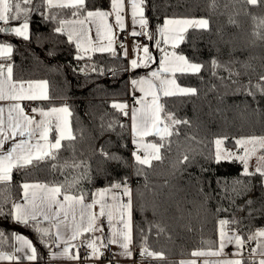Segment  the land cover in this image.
<instances>
[{
  "label": "trees",
  "instance_id": "obj_1",
  "mask_svg": "<svg viewBox=\"0 0 264 264\" xmlns=\"http://www.w3.org/2000/svg\"><path fill=\"white\" fill-rule=\"evenodd\" d=\"M109 3L110 0H88L89 8L95 5L106 9ZM46 15L41 7L29 16V40L0 33V42L13 46L10 62L16 79L47 82L49 99L35 101V105L65 104L72 112L70 123L77 136L76 158L88 162L92 175L91 181H81L74 191L91 193L107 187L112 180L128 178L133 193L134 246L140 248L146 237L149 250L164 254L163 259H152L148 264H178L180 258L190 256L194 250L217 247L219 219H238L235 227L244 237L264 227V186L259 175L243 176L239 161L229 159L217 163L214 159L216 138L224 139V146L233 148L236 139L264 135V96L255 87L251 90L256 95L249 96L248 89L241 86L249 81L256 85L264 74V24H261L264 0H258L256 5L244 0H145V15L152 32L169 17H205L209 20V29H189L176 48L203 65L199 74L176 73L175 76L179 84L197 89V94L162 96L160 100L166 112L190 124L181 125L180 135L171 138V150H164L163 162L154 161L153 167L145 168L146 174L139 176L131 153L129 122L121 121L123 114L111 107L113 102L126 101L129 95L126 58L108 53H81L83 59H77L74 43L65 34L54 31L59 19L74 17L65 11L53 21L46 20ZM213 58L221 62L235 61L233 70L241 73L238 85L227 89L219 86L220 76L226 73L221 69L216 77L212 76ZM93 64L105 71L112 69L111 77L92 71ZM141 72H130V77ZM213 85L218 87L213 89ZM109 121L116 122L117 126L101 136L100 125ZM150 138L154 142L158 140V137ZM101 145L120 156L121 162H105L98 155ZM185 154L189 162L179 163ZM71 155L65 147L59 153V163L63 164L65 159L70 162ZM52 163L49 160L14 170L11 184L0 185V202L8 201L5 211L12 201L21 197L20 184L59 185L83 171V168L54 170ZM101 168L108 175L99 171ZM237 179L242 182L236 186L241 194L231 203L224 198V186L227 182L231 190ZM218 208L230 210L217 212ZM0 232L8 237L0 251H12L11 234L21 233L32 241L39 257L26 264H51L45 261L49 247L41 243L31 226L0 216ZM244 259L247 264L252 258Z\"/></svg>",
  "mask_w": 264,
  "mask_h": 264
},
{
  "label": "snow or ice",
  "instance_id": "obj_2",
  "mask_svg": "<svg viewBox=\"0 0 264 264\" xmlns=\"http://www.w3.org/2000/svg\"><path fill=\"white\" fill-rule=\"evenodd\" d=\"M247 4L256 5L258 0H244ZM145 0H110V11L92 6L89 8L88 0H0V33H10L23 40H29V16L43 7L48 13L44 18L57 20L63 12H68L75 19H59V26L54 29L56 33H67L68 41L75 40L77 59H83L88 53H108L115 55L114 47L116 35L114 27L121 32L124 30V13L127 8L131 10V22L138 25L140 31L135 28L130 33L133 37L143 35L149 40H155L157 48L161 44L170 45L173 49L178 47V42L184 39V34L189 29L208 30L209 20L205 18H165L163 25H157L155 32L149 30V19L145 16ZM58 9L60 12H52ZM110 17H114V25L110 23ZM18 22V26L9 25ZM264 24V20L261 21ZM96 29L95 42L88 36L92 27ZM157 35L159 39H157ZM259 35V33L257 34ZM124 47L123 44L120 45ZM164 53L159 61V68L150 71L147 76L131 81L133 90H139L142 96L134 97V106L131 108V134L132 143L136 150L132 157L136 168V175H145V168H152L153 162H163L164 150H171L172 137L180 135V126L188 125L190 121L179 119L174 113L166 112L160 102L161 96H192L197 94V89L181 87L177 84L176 73L199 74L203 65L195 63L187 56L176 51L169 53L166 48H160ZM134 52L142 51L129 61L130 69L148 67L153 57L149 46L135 45ZM13 46L10 43L0 42V185L8 186L13 180L14 170L26 169L29 166L38 165L44 161H54L52 168L63 171L65 169H81L83 171L71 181L59 185L47 183H22L20 200H14L11 207L5 211L7 200L0 202V216L10 217L14 222L31 226L39 235L41 243L51 248L54 245L59 251L49 252L53 260L79 261L84 251L83 259L88 262L100 260L110 250V245L119 247V252L112 253V259L108 264H113L118 257L133 256L132 233V189L128 184V178L112 180L107 187L91 193L83 190L74 191L83 180H92L90 165L87 161L76 158L77 136L70 123L72 112L67 105L61 107H49L31 109V114L23 106L24 101L48 100L46 81H25L16 79L14 65L10 62ZM124 55H128L125 49ZM91 59V57H89ZM212 76L216 77L218 70H223L226 75L220 76L219 86L225 89L239 84L241 73L233 70L235 61L221 62L213 58L210 62ZM92 71L99 74L105 73V68L91 66ZM128 70V69H126ZM83 71V69H81ZM248 89L247 95L255 96L251 89L255 87L260 95L264 96V74L259 77L256 85L249 81L247 85H241ZM218 85H213V89ZM135 105H139L136 107ZM124 116L129 115V106L123 102H113L111 105ZM7 112V118H5ZM117 126L116 122L109 121L100 125L101 136L105 131H112ZM124 127L123 125H119ZM55 130V139H50V133ZM148 137H158L155 142L147 140ZM226 139V138H225ZM67 142L65 145L64 142ZM224 139L214 140L216 146L214 159L219 163L223 159L239 161L243 165V176L254 177L257 174L264 184V135L241 137L235 140L236 151L221 150ZM250 146V147H249ZM67 147L71 152V161L65 159L59 163V153ZM95 154V153H94ZM98 155L105 162H121V157L109 152L103 145L100 146ZM257 157L258 165L255 172L250 171L249 161ZM189 162L187 154L179 163ZM99 171L108 173L101 168ZM242 182L237 179L229 190L227 182L224 186V198L234 203L235 197L241 194L237 185ZM247 189V185H245ZM90 197V202H88ZM127 198V200H125ZM251 205V201H248ZM99 211H94L96 206ZM231 207V204H230ZM229 208H218L217 212H227ZM251 215V213H250ZM108 224V235L104 234L102 220ZM239 220L219 219L218 221V247L210 246L207 250H194L191 255L195 258L216 257L217 259H204L202 264H246L244 250L253 241L256 247L249 249L252 257L247 264H264V227L258 228L246 237L240 229L235 227ZM156 227L159 228L157 225ZM151 228V225H150ZM159 231H163L159 228ZM99 233V235H97ZM143 235V233H142ZM8 237L0 232V246ZM11 239L17 243L11 244L15 252H25L28 261L39 259L37 249L32 242L24 236L13 232ZM147 238L140 247L139 254L143 259H163L162 252L149 250L146 245ZM228 245H234L235 251L225 253ZM26 250V251H25ZM260 259L257 261L256 256ZM20 257L12 253L0 251V261L19 260ZM180 264H198L197 259L181 261Z\"/></svg>",
  "mask_w": 264,
  "mask_h": 264
},
{
  "label": "crops",
  "instance_id": "obj_3",
  "mask_svg": "<svg viewBox=\"0 0 264 264\" xmlns=\"http://www.w3.org/2000/svg\"><path fill=\"white\" fill-rule=\"evenodd\" d=\"M144 8H145V5H144ZM102 10L110 11L111 10L110 3H109V6L106 9H102ZM124 16H125V19H124V30L123 31H127L129 33L128 40H127V42L123 43V42H119L117 40V38H116L115 45H114V47L116 48L115 55L122 56V57H124L123 56V52L121 51L120 48L117 47L118 45L123 44L124 45L123 49L124 50L126 49L127 51H129V42H131V40L132 41L134 40V42H135V40H137L138 44H146V43H140V41L136 37H133L132 35H130V33L133 31L134 28H135V31H140V28H139L138 25H136V26H133L132 25V22H131V10H130V8H127L126 9V12L124 13ZM70 19H75V18H70ZM109 19H110V23H112L114 25V23H115L114 17H110ZM11 26H18V23L9 25V27H11ZM113 31H114V33L116 35L121 30L118 27H114L113 28ZM63 34H65L67 36V33L66 32L63 33ZM88 36L91 38V40L93 42H95L96 29H95L94 26L89 31ZM72 42L74 43V45L76 47L75 40H73ZM81 53H83V52H81ZM93 53H95V52H93ZM88 54H91V53H88ZM134 57L135 58L137 57V52H134ZM126 61H127V58H126ZM129 61H130V59L128 58L127 66H128ZM156 62H157V59L155 60V64H156ZM136 70L143 71L142 68H137L135 70H131V72H134ZM29 81L39 82V81H44V80H29ZM46 88H47V85H46ZM47 93H48V88H47ZM128 93H129V90H128ZM135 95H137V98H139L140 96H142V94H140V93H135ZM128 99H129V102L130 103L131 102L134 103V101H132L133 97L131 95H128ZM34 102L35 101H24V102H22L23 103V106H25L26 111H28L29 114H31V109L33 107L47 109V108L53 107V106H55V107L65 106V104L39 106V105H35ZM135 106L136 107H139V105H135ZM131 108H130V110H131ZM130 110H129V115L126 116V117H127V120L129 122V126H130V140H131V143H132V134H131V112H130ZM5 118H7V112H5ZM55 135H56L55 130H53V132L50 133V139L53 140V142H54V139H55ZM147 140L150 141V142H154L150 137H148ZM135 150H136V148H135V146L132 143V152L135 151ZM256 164L258 165V162H256ZM252 168H254V170H252L251 172L255 171L256 167H252ZM28 183H37V182H28ZM263 186H264V184H263ZM17 200H20V198L17 199ZM125 200H127V198H125ZM88 202H90V200H88ZM94 211H97V212L99 211V206L98 205L96 206V208L94 209ZM102 223H103V228H104V234L105 235H108V224H107V220L106 219H103L102 220ZM132 233H133V214H132ZM18 234L24 236L21 233H18ZM97 235H99V233ZM24 237L27 238L26 236H24ZM28 240H30V239H28ZM13 243H17V242L13 241ZM17 246H19L18 243H17ZM217 247H218V245H217ZM252 247H256L255 241L251 242L249 244L248 248H246L244 250V258H246V257L247 258H252L249 255V249L252 248ZM112 248H113V253L120 251L119 247L116 246V245H112ZM235 250L236 249H235L234 245H228L225 248L224 251L227 254H231ZM50 251L56 252V251H59V250L54 245H52L51 248H48L47 249V251L45 253V261H47V262H49L51 264H108V262L105 261V260H103V259H100L98 261L93 260L91 262H88L85 259H83L82 251L80 252V255H81L82 258L79 261L53 260L51 258V256L49 255V252ZM132 251H133V256L131 258L124 257V256H120V257L117 258V260H114V263L113 264H141L142 258H141L140 254H139L140 248H136L134 246V242H133V245H132ZM4 252H6V253H12L13 255L20 257V259L19 260H14V261H0V264H17V263L26 264V263L32 262V261H28L25 258V252L24 251H22V252H15L14 249H13L12 251H4ZM192 259H197L198 264H202V262H203L204 259L214 260V259H217V258L216 257H201V258H195L192 255H190L188 257L180 258L178 260V264H180L181 261H190ZM255 259L258 261L260 259V257L257 255L255 257ZM149 260H152V258H145V259H143V264H148Z\"/></svg>",
  "mask_w": 264,
  "mask_h": 264
},
{
  "label": "rangeland",
  "instance_id": "obj_4",
  "mask_svg": "<svg viewBox=\"0 0 264 264\" xmlns=\"http://www.w3.org/2000/svg\"><path fill=\"white\" fill-rule=\"evenodd\" d=\"M169 18L170 19H173V18H176V19H179V18H197L198 19V18H205V17H169ZM205 19H207V18H205ZM162 25H163V23L161 24V26ZM157 39H159V36L158 35H157ZM180 42L181 41H179L178 44ZM146 44L149 46V49H150V52L152 54L153 59L149 63L148 67H140V68L143 69V71L141 73H138L137 75H134L132 77H129V79H128V90H129V95H131L133 97L132 101H134V97L137 98V95H135V93H140V92H139L138 89L135 90V91L133 90V86H132L131 81L133 79H139L140 77L147 76L150 73V71H154V70H156V69L159 68V61L162 58V56L164 55V53L160 50V48H166V50L169 53H171L172 51H176L177 53H179L176 49H173L170 45H167L166 46V45L161 44L160 48H157L156 47V44H155V40H149L148 43H146ZM135 45H144V44H138L137 40H135V42H134V40L133 41L131 40V42H129V51H128V55L127 56L124 55L125 50L123 48H121L120 45H118V46L116 45V46L121 49V51L123 52V56L126 57L127 58V61H128V58L130 60L133 59V58H135L134 57V51H133ZM179 54H181V53H179ZM138 55H143L142 51L137 52V56ZM156 59H157V62L155 64V60ZM127 67H128V69L130 68L129 63H128V66ZM129 70L131 72L132 69H129ZM176 82H177V80H176ZM177 84H179V83L177 82ZM179 85L181 87H188V86H184V85H181V84H179ZM140 94H142V93H140ZM123 103H126L129 106V110H130L131 107L134 106V103H132V102L129 103L128 97H127L126 101H123ZM214 148L216 149L215 144H214ZM225 149L232 150V151H236V146H233V148H227L226 146H224V144H222L221 145V150L223 151ZM223 160H229V159H223ZM256 162H258L257 157H252L250 159V161H249L250 171L254 170V168H252V167H257ZM131 189H132V186H131Z\"/></svg>",
  "mask_w": 264,
  "mask_h": 264
},
{
  "label": "built area",
  "instance_id": "obj_5",
  "mask_svg": "<svg viewBox=\"0 0 264 264\" xmlns=\"http://www.w3.org/2000/svg\"><path fill=\"white\" fill-rule=\"evenodd\" d=\"M137 32H139V31H137ZM128 37H129V33L127 31H122V32L120 31V32H118L116 34V38H117V40L119 42H123V43L127 42ZM135 37L140 41V43H148V41H149L148 38L145 37V36H143V35H139V36H135ZM127 69H128V67H127ZM111 75H112V69H107L105 71V76L106 77H111ZM126 75H127V77H130V70L129 69L126 71ZM120 120L121 121H126L127 120V117L124 116V115H121ZM129 186L131 188V184L130 183H129ZM109 249L110 250L105 254V257L102 258L103 260H105L107 262L112 259V253H113L112 245L109 246ZM81 251H82V255L84 256L83 249ZM113 263H114V261H113Z\"/></svg>",
  "mask_w": 264,
  "mask_h": 264
}]
</instances>
